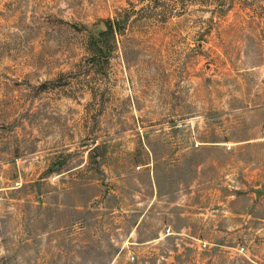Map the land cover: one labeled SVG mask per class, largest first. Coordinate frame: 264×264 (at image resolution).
I'll return each mask as SVG.
<instances>
[{
  "label": "rangeland",
  "instance_id": "374dc122",
  "mask_svg": "<svg viewBox=\"0 0 264 264\" xmlns=\"http://www.w3.org/2000/svg\"><path fill=\"white\" fill-rule=\"evenodd\" d=\"M0 264H264V0H0Z\"/></svg>",
  "mask_w": 264,
  "mask_h": 264
}]
</instances>
